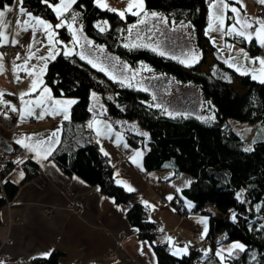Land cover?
<instances>
[{
  "label": "trees",
  "instance_id": "obj_1",
  "mask_svg": "<svg viewBox=\"0 0 264 264\" xmlns=\"http://www.w3.org/2000/svg\"><path fill=\"white\" fill-rule=\"evenodd\" d=\"M206 2L144 0L146 11L160 12L174 22L184 20L194 29L201 56L198 63L188 68L148 48H129L121 44L122 31L139 17L126 14V18L121 20L117 14L96 7L94 0H77L73 8L79 12L83 33L95 43L105 45L110 53L132 66L145 62L156 72L171 74L178 82L196 85L215 112L214 121H200L194 116L162 115L149 104V94L118 84L82 61L76 53L65 57L60 52L55 60L50 61L43 75V85L50 88L56 97L77 101L71 106L70 121L79 124L81 129L90 119L89 94L97 92L105 107L104 117L128 123L135 121L137 127L147 133L144 136L130 130L123 131L129 145L146 148L142 158L147 171L170 170L171 180L181 174L190 177L191 183L173 196L172 206L185 215L200 213L207 216L208 232L202 241L205 247L210 248L208 256H199L200 252L194 248L188 255L173 256L168 244L157 242V234L153 233L155 224L149 219V211L136 200L133 191H127L115 181L110 160L99 150L96 141L86 140L92 135L88 131L79 132L78 128L66 131L49 160L65 176L79 177L86 184L97 187L102 195L112 198L117 204H124L127 222L137 229L140 239L150 243L156 264H197L211 257L217 260L216 250L220 245L232 242L243 244L245 251L235 252L225 260V264H264V139L254 142L251 151H245L238 134L227 122L229 118L245 122L259 120L264 126V83L251 79L249 75H241L216 57L214 47L205 36L208 23ZM12 3L14 0H0V4ZM24 7L53 25L58 21L41 0H25ZM103 20L108 21L109 29L101 33L95 24ZM56 31L61 42L71 39L66 27ZM243 46L253 56L262 48L254 40L251 44L243 41ZM208 55L212 63L205 71L201 66L206 64ZM234 80L237 81L236 88L242 92L233 87ZM78 136L81 141L85 140L76 142ZM15 164L9 162L0 170V215L5 205L15 198L20 186L35 177L39 170L30 157L24 159L20 164L24 165L25 176L14 184L8 179V173ZM5 180L8 182L4 183ZM238 193H242L243 203L237 199ZM186 201L192 204L191 208H187ZM233 213L236 214L235 221ZM61 255L60 251L52 252L47 258L2 262L64 264L60 261Z\"/></svg>",
  "mask_w": 264,
  "mask_h": 264
},
{
  "label": "crops",
  "instance_id": "obj_2",
  "mask_svg": "<svg viewBox=\"0 0 264 264\" xmlns=\"http://www.w3.org/2000/svg\"><path fill=\"white\" fill-rule=\"evenodd\" d=\"M243 2L251 18H264V5L258 3L257 0H243ZM11 5L14 7V3ZM9 18L16 19L15 11L9 14ZM69 34L71 33L69 32ZM84 35L89 38L85 33ZM79 36H81L80 32ZM38 37L43 40V44L34 45L32 51L36 52L37 56H46L47 40L39 33ZM18 39L20 43L16 46L21 48L19 52H8L6 48L12 46L11 44L0 48V53L4 54L3 63L5 66L4 73L0 74V91L5 93L4 99L6 101L18 108H23L19 97L21 93L28 91L33 77L21 72L19 73L21 79L17 81L12 66L17 53L22 57L28 54L24 45L30 43V32L21 33ZM72 39L71 35L69 41H72ZM80 39L86 41L84 37H80ZM78 45H76L75 52L80 56ZM58 47L60 45H57ZM37 48L40 51L37 52ZM58 50L61 53L64 52V48L62 50L58 48ZM50 61L52 60H49L48 63ZM83 61L88 63L86 59H83ZM15 63L20 64L22 61L15 60ZM42 63V61L36 59L30 62V64L35 65ZM42 80H44L43 76ZM44 86L43 84L40 85L35 93L26 96L24 99L34 100L39 98L40 89ZM52 97L57 100L72 99L54 95ZM42 107L50 109L51 102ZM98 107L99 111L96 115L90 111V119L84 125V129H81L79 124L64 120L62 114L51 115L46 112L43 118H39L41 107H35L34 114L21 122L19 112L13 113L0 106V117L6 111L13 115L15 119V128L12 133L1 127L0 133L3 132L6 136L11 137L13 142L22 148L16 143L17 139L33 137V142H47L52 139L50 134L56 131L57 137L55 139L57 142L51 144V147L55 150L61 142V136L66 131H76L77 128L79 132L84 131L86 133L88 131L92 134H90L92 139L87 137L86 140L96 141L97 143L99 139L100 142L97 143L99 150L102 147L109 154L106 157L110 160L114 170L115 181H122L123 184L119 185H122L125 189L124 185L133 188L136 200L149 211V219L154 224L160 223L157 242L167 245V238L171 237L174 242L171 247L172 250L176 246L183 248L187 244L189 245V253L198 241L203 240L201 239V233L204 226L197 222L200 219L197 215L200 213H188L186 216H181L173 208L172 199L169 200L168 196L173 197L175 193H178L177 189L181 190L185 187L187 182L190 181V177L181 174L174 180L161 182L158 179L157 171H147L144 168L142 156L146 148L129 145L123 132L115 125L116 121H120L121 126L123 124L128 126L127 124L130 122L104 117L105 107L101 99L98 101ZM94 116L102 124H110L112 131L108 132L104 129L106 134L97 137L95 131L87 127ZM29 119L34 120L30 122ZM117 135L123 137L119 146H117L116 141ZM77 139L80 140L79 136ZM78 140L76 142H83L85 139ZM14 143H6L4 140H0V153L12 151L15 146ZM48 146L49 144L46 143L45 147ZM22 149L30 156L31 161L38 165L39 170L35 177L20 186L15 198L5 205L1 212L0 261H26L29 258L43 257L42 254L46 252L61 251L60 261L64 264H156V257L153 256L150 243L140 239L137 229L127 222L126 206L124 204H117L112 198L102 195L97 187L86 184L79 177L65 176L54 162L49 160V156L47 159H39L38 161L33 153L27 152L24 148ZM121 152L125 153L124 159L119 158ZM137 152L142 155L137 157ZM133 158L136 159L137 163H133ZM23 168L24 165L15 164L8 173V179L14 184L19 182L21 180L19 173L23 172L24 174ZM143 202H147L151 207H146ZM185 204L189 208L188 205L191 203L186 201ZM71 205L78 207L79 213L71 212ZM195 234L198 235V239H195ZM149 248H151V251H149ZM141 249H143V255ZM110 253L113 256H109Z\"/></svg>",
  "mask_w": 264,
  "mask_h": 264
},
{
  "label": "snow or ice",
  "instance_id": "obj_3",
  "mask_svg": "<svg viewBox=\"0 0 264 264\" xmlns=\"http://www.w3.org/2000/svg\"><path fill=\"white\" fill-rule=\"evenodd\" d=\"M25 0H14V7L9 4H0V48L7 47L9 44L12 46H16L20 43L19 37L21 33H29L30 32V43L25 44L24 47L27 50V55L21 56L19 53L15 56L13 61L12 71L16 74V79L19 81L21 79L19 73L23 72L25 75L29 77H33L30 82V86L28 91L23 92L20 94V101L23 105V108H18L16 105L11 104L9 101L4 99L5 93L0 91V106L7 108L9 111L16 113L19 112V118L21 122H24L28 116H32L34 114L35 107H41V113L39 118H43V115L47 112L51 115H63L64 120H70V109L71 106L76 104L77 101L73 99H65V100H57L54 99L51 95V89L47 86H44L40 89V97L34 100H25L26 96H31L35 93L39 86L43 84L42 76L47 69V63L49 60H55L56 56L60 54L57 45L61 44L62 42L56 39L58 33L57 29L67 28V30L72 35V43L73 45H78L80 42L79 32H82V27L77 29L75 27V22L78 17V13H72L69 22V13L71 12L72 6L77 3V0H56L54 3L53 0H41V2L46 5L47 8L51 9V11L55 14L56 20L59 23L53 25L51 22L46 21L45 19L34 16L31 12L27 11L24 7ZM125 4V8L123 10L115 9L110 7L107 0H94L96 7L100 8L101 10H107L109 12H113L119 16L121 20L126 18V14H131L132 16L139 17L138 24H133L128 28L129 36L132 35L134 29L138 27V25H143L147 22V19L150 17L152 19H158L161 22L167 24V19L164 17L159 16L156 12L149 13L145 9L144 0H122ZM258 3L264 5V0H257ZM135 9V10H134ZM16 13V19L12 20L9 18V14ZM231 13V16H228V13ZM231 20V24H227L226 21ZM95 27L99 30V32L103 33L109 29L108 21L105 20L102 23H97ZM219 33L221 36H231L234 38H239L244 42L251 44L253 40H255L258 45L264 48V18H250L246 11V5L244 4L243 0H208V29L205 32L206 36L212 40L213 45L215 46L216 41L211 37V33ZM38 33L43 35L47 40V55L46 56H37L36 52L32 51L34 45H42L43 40L38 37ZM88 45H92V41H87ZM133 47H151L150 45H138L133 44ZM229 50L233 47V45H225ZM124 47H129L128 44H125ZM37 52L40 51L39 48L36 50ZM99 51L103 52V48H100ZM151 51L157 52V47H151ZM73 54L72 49H68L64 51L63 55L65 57L70 56ZM159 55L163 56L165 53L163 51L158 52ZM80 58L83 60L85 59L84 55L80 54ZM36 59L38 61H42L43 63L40 65L30 64V62ZM192 61L198 63L199 57L196 55L192 56ZM4 54L0 53V74H3L5 71V66L3 63ZM15 60H21L22 63L16 64ZM248 61L249 63L255 64L258 63L260 68L253 69V72H258L259 75L253 74L252 79L256 80L259 79L260 83H264V58L256 57L251 58L249 57L248 53L242 48L240 50L239 56H232L228 60H225L224 63L228 65L229 68H234L237 72L241 75H249L247 69L243 67V64L240 62ZM181 63H185L184 60L180 61ZM88 63L92 65V67L97 68V64L94 63L92 60H88ZM186 66L191 67L192 64H186ZM99 71H104V69L98 68ZM151 71V69H146ZM107 74V73H106ZM113 78L114 77H110ZM121 84L124 83L123 80L120 81ZM131 86V85H128ZM93 98L95 99V93H93ZM48 102H51V108L42 107L46 105ZM91 111V109H89ZM5 118L7 117V112L2 113ZM88 128L93 129L96 133L97 137L105 135L104 129L108 132L112 131L110 124H102L101 121L96 119L94 116L92 121L89 122L87 125ZM144 136H147V133H141ZM50 141H36L33 142V137H27L24 139H17L16 143L19 144L22 148H24L27 152L33 153L39 159H47L48 156L51 155L52 151L54 150L51 147L52 143L57 142V132L54 131L51 134ZM123 137L120 135L116 136L117 146H119L120 141H122ZM99 139L97 143H99ZM49 144L48 147H45V144ZM127 147V145H125ZM101 152L105 156L109 154L104 151L101 147ZM245 151H251L250 148H246ZM142 154L137 152L136 156L139 157ZM22 161L18 160L15 163L19 164ZM133 163H137L136 159L133 158ZM139 166V165H138ZM168 165H165L167 167ZM23 172L19 173L20 179H23ZM8 181L5 180L4 183ZM118 184H123L122 181H117ZM190 184L191 182H187ZM127 191L131 192L134 191L133 188L130 186L124 185ZM187 186V185H186ZM179 192L180 189H177ZM242 193L237 194V199L243 203L244 201L241 199ZM173 197L168 196V199L171 200ZM146 207H151L148 205L147 202H143ZM191 208V204L188 205ZM259 211V207L257 208ZM233 221L236 220V214L233 213L232 215ZM198 223L202 224L203 232L201 233V239H203L208 232L207 228V219L201 218L197 221ZM264 227V225H262ZM161 231H163L161 229ZM167 243L170 247L173 246L174 242L172 241L171 237L167 238ZM147 244V242H145ZM188 247L189 245H185L183 248L181 247H174L171 254L173 256H181V255H188ZM151 251V248H149ZM244 252L245 246L241 243H232L227 249L220 248L216 252V256L219 258L220 264H225V260L227 258H231L235 252ZM141 254L143 255V249H141ZM51 255V252L43 253L42 256L47 258ZM155 254L153 253V256ZM204 256H208V251L204 252ZM35 258V257H34ZM0 264H3L0 261Z\"/></svg>",
  "mask_w": 264,
  "mask_h": 264
},
{
  "label": "rangeland",
  "instance_id": "obj_4",
  "mask_svg": "<svg viewBox=\"0 0 264 264\" xmlns=\"http://www.w3.org/2000/svg\"><path fill=\"white\" fill-rule=\"evenodd\" d=\"M107 2L112 8L119 10H123L125 8V4L122 2V0H107ZM148 12L151 13L152 11H148ZM72 13L79 14V12H77V10L74 9L72 6L71 12L68 14L69 22H71L70 17ZM156 13L159 16L166 18L167 24L161 22L158 19H152L149 17L145 24L138 25V27L133 30L132 35L129 36L128 28L131 25H133L131 24L122 31L123 34L120 41L121 44L123 46L125 44H128L129 48H136L132 46L133 44H138V45L147 44L150 45L151 47L158 46L157 52L163 51L165 53V55L163 56L174 59L179 64H181L183 68L189 67L186 66V64L191 63L193 65L194 63H196L193 62L191 58L193 55H196L200 58L201 49L197 47L196 39L194 36V29L189 25V23H187L184 20H179L178 22H174L168 19L165 15L161 14L160 12L156 11ZM227 15L231 16L232 14L229 12ZM248 16L250 17V15ZM138 20L139 18L134 24H138ZM103 21H97L96 24L102 23ZM57 23H59V21H57L55 24ZM226 23L231 24L232 21L227 20ZM75 27L77 29L81 28V23H79V15L75 22ZM205 28H206L205 29L206 32L208 29V23ZM80 35H81L80 37L81 38L84 37L86 41L80 39L81 41L79 42L78 45L79 54L84 55L86 61L92 60L94 63H96L98 66L96 69L102 67L104 71H100V72H102L104 75H107L108 78L114 77V79L113 78L110 79L115 82L117 81L118 84L125 87L133 88L135 90L139 89L149 94L150 95L149 104L155 107L160 114L170 117L194 116L198 120L205 122H211L216 119L215 112H213L211 105L208 102H206L201 92H199L198 87L193 83L190 84V83L178 82L171 74L156 72L145 62H137V65L132 66L131 64L121 59L118 55L110 53L105 45L95 43L92 39L85 37L84 33L82 32H80ZM210 35L216 41L215 46L213 45L212 40L209 38V36L206 35L205 36L206 38H208L210 45L214 47L215 49L214 53L216 57L221 61L228 60L232 56L238 57L240 54V50L242 48L248 53L249 57L251 58H256V57L264 58L263 57L264 48H261V51L257 55L253 56L251 52L248 50V48L243 46V41L239 38H234L231 36H221V34L215 32L211 33ZM89 40L92 41L91 46H89L87 43V41ZM58 45H60V47H58L60 48V50H62V48H64L63 51L72 49L73 53H76L75 52L76 45H73L72 41L62 42L61 44ZM225 45H233V47L231 48V50H229ZM151 47L140 46L139 48H145V49L148 48L151 50ZM100 48H103V52L99 51ZM181 60H184L185 63H181L180 62ZM206 60H207L206 64H203L201 66V69L205 71H207L208 66L212 63V60L210 59L209 55L207 56ZM240 62L243 64V67L247 69L248 72L250 73L249 76L251 77V79L253 74L259 75L258 72H253V69L258 70L260 68V65L258 63L252 64L249 63L248 61H243V60H241ZM146 69H151V71H148ZM121 80L124 81L123 84L120 83ZM256 81H259V79H256ZM236 82L237 81L234 80V82L232 83L233 87L236 85ZM235 89L238 92H242L240 88L238 89L236 88V86ZM93 93H95V99L93 98ZM100 99L101 98L97 92L92 91L89 95L88 107L95 115L99 111L98 101H100ZM13 120L15 122V119ZM29 120L33 122L34 119H29ZM227 122L229 123V126L231 127L233 132L238 134L244 149L246 148L252 149L254 142L264 139V126L259 120L254 122L251 121L245 122V121H239L236 119L234 120L229 118L227 119ZM115 125L116 128H119L122 132L125 130L127 131L130 130L134 133H139V134L144 133L141 129L137 127L135 121H130V123L127 124L128 126H125L126 124L125 125L123 124L121 126L120 121L118 122L116 121ZM16 146L17 145L15 144L14 148ZM27 156L28 158L30 157L28 154ZM157 176H159L158 172H157ZM160 181L163 182L161 179ZM165 181H171V179L164 180V182ZM180 214L181 216H186L185 214L182 213ZM197 216L200 217V219L201 218L207 219V216L204 214H199ZM158 233L159 232L157 230L156 234ZM195 239H198L197 234H195ZM232 243H237V242H232ZM232 243L222 244L220 245L219 249L220 248L227 249ZM204 245L205 244H203V241H198V243L194 246V249L197 250V252H200L199 256L203 255L201 253H204L206 250L208 251V253L211 252L210 248L205 247ZM218 263H219L218 257L217 260L211 257L210 259H207L206 261L203 262H198L197 264H218Z\"/></svg>",
  "mask_w": 264,
  "mask_h": 264
},
{
  "label": "built area",
  "instance_id": "obj_5",
  "mask_svg": "<svg viewBox=\"0 0 264 264\" xmlns=\"http://www.w3.org/2000/svg\"><path fill=\"white\" fill-rule=\"evenodd\" d=\"M206 5H208V0L206 2ZM6 49L8 50V52H12V51L13 52H19L21 50V48L17 47V46H9ZM4 112H6V111H4ZM7 117L8 118H5V116L3 114H1L0 127L9 133H12V131L15 128V122L13 120L14 118H13V115H10L9 113H7ZM29 121H31V120H29ZM0 140H4L6 143L13 144V140L11 139V137L6 136L4 133H2V134L0 133ZM120 157L122 159H124L125 153L121 152ZM26 158H28L27 154L19 146H16L12 152L3 151V153H0V170L3 168V166H5V164H7L9 162L14 163L18 160L23 161ZM157 172L159 175L158 176L159 179H161L163 182H164V180L170 179V176H171L170 170H163V171H157ZM211 210L215 211L213 208ZM70 211L77 214V213H79V208L71 205ZM159 226H160V223L155 224V227L153 229L154 234L158 230ZM201 254H204V253H201ZM109 256H113V255L110 253ZM202 256L203 255H201V257Z\"/></svg>",
  "mask_w": 264,
  "mask_h": 264
},
{
  "label": "bare ground",
  "instance_id": "obj_6",
  "mask_svg": "<svg viewBox=\"0 0 264 264\" xmlns=\"http://www.w3.org/2000/svg\"><path fill=\"white\" fill-rule=\"evenodd\" d=\"M125 158V157H124Z\"/></svg>",
  "mask_w": 264,
  "mask_h": 264
}]
</instances>
